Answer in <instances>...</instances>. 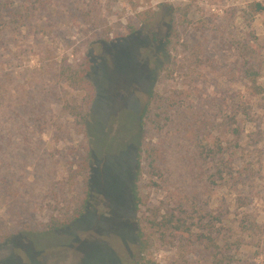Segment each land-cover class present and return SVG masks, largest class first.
<instances>
[{"label": "rangeland", "instance_id": "1", "mask_svg": "<svg viewBox=\"0 0 264 264\" xmlns=\"http://www.w3.org/2000/svg\"><path fill=\"white\" fill-rule=\"evenodd\" d=\"M258 3L0 0V264H264Z\"/></svg>", "mask_w": 264, "mask_h": 264}, {"label": "trees", "instance_id": "2", "mask_svg": "<svg viewBox=\"0 0 264 264\" xmlns=\"http://www.w3.org/2000/svg\"><path fill=\"white\" fill-rule=\"evenodd\" d=\"M257 5L260 7V9H264L261 6V4L258 3ZM90 71L91 70H90L89 66H87V65H86V67L83 66L81 69H75V68H71V67L69 69V73H70L69 74V80H70V82L75 84V86L80 87L82 90H84L86 92V96L88 98V100H87L88 104L93 101L94 95H95L94 89H93L94 86L86 77L88 75V73H90ZM66 106L70 107L72 109L71 111H73V113L80 114L79 112H77L75 110L76 109L75 106H73L71 104H66ZM148 111H150V101L144 105L142 113L140 114L139 119H140L141 125H142V120L148 114ZM89 129H91V127H89L87 125L86 126L87 133L90 136H92V140H95ZM97 134H98L97 142L92 141L94 147H99L101 145V143L103 142L102 139H105L102 130H100V133H97ZM207 149L208 148L203 147L202 153L199 154V157L203 161H206L209 159V157H211V156H209V153L206 152ZM213 156H214V158L217 159L218 163L220 162V164L222 163L221 165L224 166V164H225L224 161H225V157H226V154L224 153V151L213 152ZM145 157L151 158V163H149V170H150L155 165L154 164L155 160L153 159V155L150 151L147 153V150H144L142 147H139V150H138V153L136 156L135 178H134V184H133V188H132V194H133V198H134L136 207H138L142 201L141 197H140V191L138 189L139 185H140V181L142 179V176L144 175V172L149 171V170H146V168L144 166ZM217 171L219 173L220 178H222L223 177L222 176L223 169L218 167ZM87 186H88V190H87L88 196L90 197L93 187H92V183L89 179L87 180ZM87 208H88V201L85 200L84 204L80 208L75 210L74 214L65 217L63 220H61L59 217L52 218L49 230L53 231V232H57V231H60V230H63V229L70 227L74 222H76L80 217H82V215L85 213V210ZM171 217H172V219H174L177 216L175 214V216H171ZM175 227H176V229H178V225ZM146 247L147 246H145V248Z\"/></svg>", "mask_w": 264, "mask_h": 264}, {"label": "flooded vegetation", "instance_id": "3", "mask_svg": "<svg viewBox=\"0 0 264 264\" xmlns=\"http://www.w3.org/2000/svg\"><path fill=\"white\" fill-rule=\"evenodd\" d=\"M90 180V179H89Z\"/></svg>", "mask_w": 264, "mask_h": 264}]
</instances>
